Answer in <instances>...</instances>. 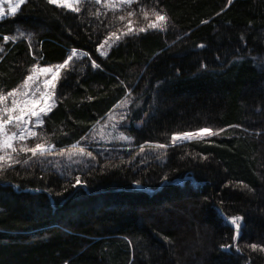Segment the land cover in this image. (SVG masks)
Wrapping results in <instances>:
<instances>
[{
	"label": "trees",
	"instance_id": "obj_1",
	"mask_svg": "<svg viewBox=\"0 0 264 264\" xmlns=\"http://www.w3.org/2000/svg\"><path fill=\"white\" fill-rule=\"evenodd\" d=\"M76 7L26 0L0 18V94L77 52L36 135L0 152V264H264V0ZM153 11L164 29L139 32ZM124 99V146L89 144L72 168L20 151L86 145ZM205 128L218 134L171 143Z\"/></svg>",
	"mask_w": 264,
	"mask_h": 264
},
{
	"label": "rangeland",
	"instance_id": "obj_2",
	"mask_svg": "<svg viewBox=\"0 0 264 264\" xmlns=\"http://www.w3.org/2000/svg\"><path fill=\"white\" fill-rule=\"evenodd\" d=\"M81 1V0H80ZM65 2L67 3H74V0H65ZM17 3H19V0H0V11H2L3 15L5 16V14H12L10 12V5L11 6H15ZM101 3H104L106 5L108 4H113L115 5V7H118L122 4H125L123 2H121V0H101ZM77 5V4H76ZM75 5V6H76ZM70 9V8H68ZM0 16V18L2 17ZM103 47H99V50L101 52H103L107 47H108V43L107 44H102ZM253 58H256V56H253ZM261 58V62L264 63V55L260 57ZM37 68V73H36V78L34 79V81L29 82V88L28 89H24L22 88V86L18 89L20 90V92H28V96H17L16 99L17 100H30L33 97V94L39 98L40 94L42 92H46V91H51L52 92V88L51 85H45V81H51L52 83L54 82V80L52 79L53 77V73L55 72V67H35ZM40 68H52L53 69V73H40L39 69ZM33 73L31 72L30 75H32ZM57 75V74H56ZM27 80V79H26ZM25 80V81H26ZM25 83V82H24ZM23 83V84H24ZM39 88L40 91L37 92L36 89ZM53 93V92H52ZM11 98V103H12V97ZM54 99V95H52L50 100H47L46 102L44 100H41L39 105H36V110L38 111L40 107H47V104H52ZM128 100V99H127ZM126 99L122 100L120 102V106L116 109V111H113L107 118L106 121H104L103 123H98L90 132L89 137L87 138L86 145L80 146L78 144H74L72 147L68 148V149H62V150H55L52 146H48L45 145V153H49V155H52L54 157V163L55 166L58 168L61 167H68V168H72V167H76V166H80L81 164H83V162L87 161L90 158L89 155V147H93L90 146L89 144H99V145H103V146H113L114 144L117 145H121L124 146L125 144L128 143L129 141V137L124 133L123 130L119 129V124L120 122H124V117L126 115V105H128V101ZM11 106V104H10ZM2 107V105H0V108ZM119 110V112L117 113V111ZM18 114L14 113V115ZM43 115V113H41V116ZM25 120L29 121L28 123H25L23 125H21L20 128L16 127L15 125H8L5 129V133H0V152H7V151H13V149L16 147V143L18 141H22L27 137L32 136L31 133H34V128L36 126H38L36 124V117H32L30 115H26L25 116ZM128 121L126 120L125 123H127ZM207 129V128H205ZM202 130V129H200ZM200 130H196L193 132H184V133H178L175 134L173 136H182L185 133H197ZM214 133H216L215 131H213ZM12 133H15L16 136L9 141V143L11 144V147H5L3 140H4V136L6 135H12ZM21 134H23V139H20ZM173 136L171 137V143L172 144H177V143H183V142H187V141H191L193 139H205V138H209L213 135H203L202 138H193V139H177L175 143H173ZM123 137V138H122ZM75 146V147H74ZM95 147H93L94 149ZM100 148V147H99ZM79 149H83V153H81L79 151ZM39 153V151H38ZM63 153V154H61ZM138 187V186H137ZM235 219V218H234ZM233 219H227V222H229L235 229L236 235H238L239 233V228H237V226L235 224L232 223ZM239 227L241 225V221L239 219L238 221Z\"/></svg>",
	"mask_w": 264,
	"mask_h": 264
},
{
	"label": "snow or ice",
	"instance_id": "obj_3",
	"mask_svg": "<svg viewBox=\"0 0 264 264\" xmlns=\"http://www.w3.org/2000/svg\"><path fill=\"white\" fill-rule=\"evenodd\" d=\"M26 0H19V3H17L15 6H11L10 5V12L12 14H15V12L17 11V9L20 7L21 4L25 3ZM49 3L51 4H56L57 6H62V7H66V8H70L73 11L79 12L80 9L78 7H76V4L80 3V0H74V3H67L65 2V0H48ZM97 3H100L101 0H96ZM121 2L123 3H128L131 4L132 0H121ZM229 2H231V0H229ZM108 7H115V5L113 4H108L106 5ZM134 13H129V15H133ZM3 13L2 11H0V16H2ZM144 18L148 19L149 13L145 12L144 14ZM152 16L155 17V21L154 22H150L147 27H141L138 29L139 32H144L147 30V28H159L161 30L164 29V26L167 22V18L166 16L162 15L159 12H155L153 11L151 13ZM121 20L125 19V17H120ZM134 30L128 26V31L123 33L124 35H127L131 32H133ZM113 37H115L116 39H119V36H116L115 33L112 34V36H110L108 39L111 40ZM11 38L9 37H4V40L7 41ZM105 44L108 43V40H105L104 42ZM101 47H103V45H101ZM2 50V49H0ZM104 54V53H102ZM77 56V52L75 50H73V52L71 53V55L68 57V59L64 62V64L58 65L55 67V72L53 73V69L52 68H40L39 72L40 73H53V77L52 79L55 80L57 79V75L60 71V69L62 68H66L68 66V63L72 60L73 57ZM32 75H29L27 77V80L25 81V83L22 85V88L24 89H28L29 88V82L34 81V79L36 78V73H37V68H33L32 69ZM45 85H51V88L54 89L55 88V84L52 83L51 81H45L44 82ZM37 92L40 91L39 88L36 89ZM28 96V92H20V90H16L13 92H9L7 94H0V105H3L2 108H0V133H5V129L8 125H15L16 127L20 128L21 125L28 123L29 121L25 120V116L26 115H30L32 117H36V124L38 126H42L43 124V120L40 118L41 113H43L44 115H47V113L49 111H51L52 108V104H47V107H40L39 110H36V105H39L41 100H44L45 102L47 100H50L53 93L51 91H46V92H42L40 94V97L37 98L34 94L33 97L30 100H17L16 97L17 96ZM9 97H12V103L11 106H9L7 104V101L9 100ZM18 114L14 115V113ZM218 133H214L212 130L210 129H202L197 133H185L182 136H173V143L176 142L177 139H193V138H202L203 135H216ZM31 135L35 136V133H31ZM16 136L15 133H12V135H6L4 136V146L5 147H11V144L9 143V141H11L14 137ZM23 134H21L20 139H23ZM123 138V137H122ZM75 147V146H74ZM157 147H165L164 145H157ZM15 151V149H13ZM20 151H31L33 155H36L37 152L39 151V154L44 155L45 154V147L43 144H36L35 147L32 148H21ZM79 151L81 153H83V149H79ZM63 154V153H61ZM90 155V153H89ZM4 157H0V160H3ZM79 182V181H78ZM239 217L233 219L232 223L235 224L237 226V228H239ZM253 249H256V245H252L251 246ZM262 251H264V249H261Z\"/></svg>",
	"mask_w": 264,
	"mask_h": 264
},
{
	"label": "water",
	"instance_id": "obj_4",
	"mask_svg": "<svg viewBox=\"0 0 264 264\" xmlns=\"http://www.w3.org/2000/svg\"><path fill=\"white\" fill-rule=\"evenodd\" d=\"M225 221H226V223H228L229 225H231L229 222H227V220H225ZM232 227H233V226H232ZM239 234H240V233H238L237 238H238Z\"/></svg>",
	"mask_w": 264,
	"mask_h": 264
}]
</instances>
